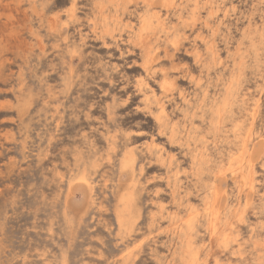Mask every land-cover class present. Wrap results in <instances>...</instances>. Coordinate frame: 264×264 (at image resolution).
<instances>
[{
	"label": "rangeland",
	"instance_id": "374dc122",
	"mask_svg": "<svg viewBox=\"0 0 264 264\" xmlns=\"http://www.w3.org/2000/svg\"><path fill=\"white\" fill-rule=\"evenodd\" d=\"M242 263L264 0H0V264Z\"/></svg>",
	"mask_w": 264,
	"mask_h": 264
},
{
	"label": "bare ground",
	"instance_id": "6f19581e",
	"mask_svg": "<svg viewBox=\"0 0 264 264\" xmlns=\"http://www.w3.org/2000/svg\"><path fill=\"white\" fill-rule=\"evenodd\" d=\"M101 3V2H100ZM210 4V3H209ZM211 8V7H210ZM212 9V8H211ZM212 11V10H211ZM189 21V20H188ZM143 33V32H142ZM155 56V55H154ZM146 85V84H145ZM140 89H141V87H140ZM154 93V92H153ZM148 94V93H147ZM146 95V94H145ZM156 99V98H155ZM146 101V100H145ZM149 101V100H148ZM151 101V100H150ZM158 101H159V99H158ZM162 101H163V99H162ZM147 102V101H146ZM258 102V101H257ZM152 103V102H151ZM150 104V103H149ZM163 105V104H162ZM162 107V106H161ZM148 108V107H147ZM160 109V108H159ZM162 111H164V109L162 108ZM164 113H162V115H163ZM214 115H215V113H214ZM217 115V114H216ZM165 116H166V114H165ZM217 116H215V118H216ZM222 118V117H221ZM214 119V118H213ZM215 127H216V123H215ZM185 149V148H184ZM186 150V149H185ZM261 151V150H260ZM187 152V151H186ZM254 153V152H253ZM107 156V155H106ZM252 156V155H251ZM256 157V156H255ZM255 161V160H254ZM168 163V162H167ZM217 163V162H216ZM244 169V168H243ZM244 175V174H243ZM219 177V176H218ZM224 177V176H223ZM193 181V180H192ZM242 183V182H241ZM128 198V197H127ZM130 198V197H129ZM130 200V199H129ZM131 202V201H130ZM210 202V201H209ZM223 203V202H222ZM218 204V203H217ZM126 205V204H125ZM130 206V205H129ZM129 206H128V208H129ZM243 210H245L244 209V206H243V208H242V211ZM219 211V210H218ZM237 211H238V209H237ZM239 211H241V210H239ZM242 211H241V213H242ZM120 212V211H119ZM228 215V214H227ZM237 215V214H236ZM124 216H125V209H122L121 210V212L119 213V218H120V221H121V223L122 224H125V221H126V219L124 218ZM188 216V215H187ZM210 218V217H209ZM208 218V219H209ZM226 218V217H225ZM240 218V217H239ZM243 218V217H242ZM117 219V218H116ZM228 219V218H227ZM216 220H218V215H217V213H215V211H213L212 212V218H211V224H212V226H211V236L212 237H216V236H218L219 234H218V228H220V227H217V223H216ZM224 220V219H223ZM208 222H209V220H208ZM227 222V221H226ZM232 222V221H231ZM219 223V222H218ZM119 224H120V222H119ZM224 225V224H223ZM226 225V224H225ZM224 227V226H223ZM231 227V226H230ZM249 227V226H248ZM234 228V227H233ZM127 229V228H126ZM224 229V228H223ZM232 230V229H231ZM224 231V230H223ZM226 232V231H225ZM230 232V231H229ZM224 234V233H223ZM221 235V234H220ZM127 237V236H126ZM219 238V237H218ZM221 238V237H220ZM210 239V238H209ZM212 239V238H211ZM229 239V238H228ZM228 242V241H227ZM215 243V242H214ZM243 245V244H242ZM209 246V245H208ZM220 246V245H219ZM223 246H225V245H223ZM215 247H217V246H215ZM222 247V246H221ZM220 247V248H221ZM210 248V247H209ZM218 248V247H217ZM225 248V247H224ZM234 248V247H233ZM238 250V249H237ZM123 251V250H122ZM213 252V251H212ZM234 252V251H233ZM208 253H210V251L208 252ZM238 255V254H237ZM192 256V255H191ZM215 256V255H214ZM216 257V256H215ZM260 260V259H259ZM221 261V260H220ZM243 264V263H242Z\"/></svg>",
	"mask_w": 264,
	"mask_h": 264
}]
</instances>
